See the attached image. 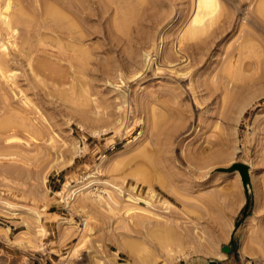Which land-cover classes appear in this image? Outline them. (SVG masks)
Returning <instances> with one entry per match:
<instances>
[{
  "label": "rangeland",
  "instance_id": "obj_1",
  "mask_svg": "<svg viewBox=\"0 0 264 264\" xmlns=\"http://www.w3.org/2000/svg\"><path fill=\"white\" fill-rule=\"evenodd\" d=\"M10 1L0 264L264 263V0H216L198 33L197 0H49L73 35Z\"/></svg>",
  "mask_w": 264,
  "mask_h": 264
},
{
  "label": "bare ground",
  "instance_id": "obj_2",
  "mask_svg": "<svg viewBox=\"0 0 264 264\" xmlns=\"http://www.w3.org/2000/svg\"><path fill=\"white\" fill-rule=\"evenodd\" d=\"M18 1H20V0H18ZM41 2H43L42 3V7H41V12H43V14H44V17H46V16H48V17H50L51 18V20L52 21H54V25L52 26V27H54V29L55 30H58V31H60V32H63V33H66V34H69V33H71L70 35H73L74 33L72 32L73 30H75V25H74V22L76 21H71V22H73V24H71V22H69V21H67L68 19H69V17H66L69 13H67V11H66V13H64L65 11L64 10H61V8H59L57 5L58 4H54V2H53V4L52 3H49L48 1L49 0H40ZM53 1V0H52ZM64 2V4L66 5V6H72V1L73 0H57V2ZM78 1V0H77ZM82 1H84V0H82ZM86 1L87 0H85V4H86ZM91 1V0H90ZM99 1V0H98ZM1 2V1H0ZM14 2V1H13ZM13 2H11L10 0H6V2H5V4H4V6H2V7H0V52H3V54H1L0 53V80H2L3 82H4V84L5 85H7V86H9V87H14L15 86V82H14V80H13V78H14V73L12 72V74H8L7 72H9L6 68H7V66H8V62L10 61L9 60V57H7V56H9L8 54H6V53H8V48H7V44L5 43V41L7 42V43H9L10 45H11V49L13 48L14 49V47L16 46V44H14L15 42L17 43V41H15V42H13V39L12 38H14V36H15V33H16V31L18 30V26L20 25V24H22L23 25V23H29V22H27L29 19H27L26 18V14H25V11L22 9V7H20V5L19 4H17L18 2H16V3H14L13 4ZM50 2H51V0H50ZM60 2V3H61ZM89 2V1H88ZM81 3V2H80ZM84 3H83V6H81V7H84L85 5H84ZM94 3V2H93ZM100 3V2H99ZM250 3V2H249ZM21 4H23L22 2H21ZM26 4H27V2H26ZM39 4V3H38ZM73 4H75V3H73ZM82 4V3H81ZM90 4V3H89ZM35 5H36V3H35ZM62 5V4H61ZM80 5V4H79ZM78 5V6H79ZM88 5V4H87ZM86 5V6H87ZM102 5V4H101ZM109 5H110V3H109ZM217 2H216V0H197L196 1V7H195V11H194V13H193V16H192V19L190 20V23H188L189 24V26H192L191 28H196L195 30H199V31H195V30H193V29H191L190 27H188L187 26V28H190V30L189 29H187V30H189V33H190V31L192 30L193 32L195 31V32H201V31H204L207 27H209L208 25H210L211 26V22L213 23V21H216L217 19H215V18H212L213 16H214V13H215V11L216 10H218V8H217ZM1 6V5H0ZM22 6V5H21ZM34 6V5H33ZM100 6V5H99ZM24 7V6H23ZM103 7V6H102ZM9 8H11L12 10L10 11H8V9ZM25 8H27V7H25ZM34 8V7H33ZM43 8V9H42ZM69 8V7H68ZM71 8V7H70ZM74 8H75V6H74ZM87 8V7H86ZM104 8V7H103ZM28 9V8H27ZM37 9H38V6H37ZM64 9V8H63ZM73 9V8H72ZM76 9V8H75ZM78 9V8H77ZM76 9V10H77ZM84 9V8H83ZM87 9H89V8H87ZM96 9V8H95ZM105 9V8H104ZM26 10V9H25ZM36 10V9H35ZM43 10V11H42ZM85 10V9H84ZM98 10V9H97ZM102 10V9H101ZM37 11V10H36ZM40 11V10H39ZM64 11V12H63ZM69 11V10H68ZM90 11H93L94 12V10H90ZM104 11V10H103ZM106 11H107V9L104 11L105 13H106ZM220 11V10H219ZM72 12V11H71ZM70 12V13H71ZM74 12V11H73ZM29 13V12H28ZM32 13V12H31ZM82 13V12H81ZM92 13V12H91ZM104 13V14H105ZM42 14V13H41ZM42 14V15H43ZM66 14V15H65ZM71 14H73V13H71ZM89 14H90V12H89ZM101 14V13H100ZM33 15V14H32ZM34 15L35 16H33V17H36V13H34ZM46 15V16H45ZM70 15V14H69ZM74 15V14H73ZM73 15H71L70 17L73 19V18H75L76 17V13H75V17L73 16ZM88 15V14H87ZM91 15V14H90ZM73 16V17H72ZM79 16V15H78ZM101 16V15H100ZM221 16V15H220ZM226 16V15H225ZM43 17V16H42ZM41 17V18H42ZM47 17V18H48ZM85 17V16H84ZM89 17V16H88ZM93 17V16H92ZM95 17V16H94ZM207 17V18H206ZM68 18V19H67ZM77 18H79V17H77ZM209 18V20H207V21H205L206 19H208ZM25 19H27V21L25 20ZM35 19V18H34ZM38 18L36 17V19L35 20H37ZM66 19V23H69V24H67V25H63V24H61L64 20ZM83 19V18H82ZM31 20V19H30ZM78 20V19H77ZM79 20H81V18H79ZM84 20V19H83ZM82 20V21H83ZM88 20V19H87ZM49 21V20H48ZM81 21V22H82ZM38 22H39V20H38ZM42 22V21H41ZM78 22H80V21H77V23ZM80 22V23H81ZM84 22H86V21H84ZM31 23V22H30ZM40 23V22H39ZM44 23V22H43ZM51 23V22H50ZM65 23V22H64ZM76 23V22H75ZM205 23V25H203ZM210 23V24H209ZM85 24V23H84ZM83 24V25H84ZM203 25V26H206V28H203V27H201V28H203L204 30H202L201 28L199 29L198 27L200 26V25ZM80 25H82V24H80ZM199 25V26H198ZM201 25V26H202ZM28 26H29V24H28ZM38 26H39V24H38ZM50 26V25H49ZM18 27V28H17ZM26 27V26H25ZM43 27V31H44V26H42ZM83 27V26H82ZM21 28V27H20ZM29 28V27H28ZM40 28V27H39ZM38 28V29H39ZM78 28V27H77ZM86 28V27H85ZM22 29H24L23 27H22ZM21 29V30H22ZM46 29H47V27H46ZM51 29H53V28H51ZM88 29H89V27H88ZM36 30H37V28H36ZM35 30V31H36ZM39 30H41L42 31V29H39ZM78 30V29H77ZM85 30V29H84ZM186 30V31H187ZM30 31V30H29ZM28 31V32H29ZM47 31V30H46ZM52 31V30H51ZM82 31L83 30H81V33H80V35L78 34V36H83V34H85V33H83L82 34ZM90 31V30H89ZM192 31H191V34L193 35L194 33H192ZM75 32V31H74ZM79 32H80V30H79ZM78 32V33H79ZM93 32H95V31H93ZM21 33V32H20ZM31 33V32H30ZM39 33V32H38ZM37 33V34H38ZM46 33V32H45ZM51 34L53 33V32H50ZM76 33H77V31H76ZM185 33V32H184ZM197 33H195V34H197ZM28 34V33H27ZM32 34V33H31ZM30 34V35H31ZM48 34H49V32H48ZM50 34V35H51ZM186 34H188V33H185V34H182L183 36H184V38H183V36L182 37H180L178 40H177V46H178V50L176 49V50H172V48H171V50H172V52H170V51H168L167 49H166V51H165V53H166V58H167V60L169 59V58H172L173 59V57L174 56H176V54H177V52H179V54H180V52H182L180 49H181V44H182V42H183V40H185V36H186ZM194 34V35H195ZM16 35H17V33H16ZM33 35V37H34V34H32ZM40 35H42V34H40ZM45 35V34H44ZM65 35V34H64ZM193 35V36H194ZM17 36H19V35H17ZM37 36V35H36ZM49 36V35H48ZM53 36H54V34H53ZM58 36H60V35H57L56 34V37H58ZM20 37V36H19ZM18 37V38H19ZM44 36H42V38H43ZM46 35H45V39H46ZM60 37H62V36H60ZM70 37H72V36H70ZM69 37V38H70ZM190 37V36H189ZM43 38V39H44ZM51 39H52V37H50ZM49 37L47 38L48 40L50 39ZM63 38V37H62ZM82 38V37H81ZM183 40H182V39ZM188 38V37H187ZM191 38V37H190ZM190 38H188V39H190ZM193 38V37H192ZM15 39V38H14ZM39 39H41L40 37H39ZM57 39V38H56ZM80 39V38H79ZM4 40V41H3ZM17 40V39H16ZM23 40V39H22ZM64 40V42H65V39L63 38L62 39V41ZM70 40V39H69ZM19 41V40H18ZM46 41V40H45ZM53 41V40H52ZM56 41V40H55ZM59 41V40H58ZM58 41H57V43H58ZM68 41V40H67ZM67 41L65 42V43H67ZM77 41L78 40H76V43H75V45H77ZM80 41V40H79ZM36 42V41H35ZM69 42H72V41H69ZM68 42V43H69ZM19 43H21V42H19ZM19 43H18V45H19ZM67 43V44H68ZM79 43V42H78ZM73 44H74V42H73ZM73 44H71L72 46H73ZM82 44H84V43H82ZM56 45H58V44H56ZM69 45V44H68ZM67 45V46H68ZM70 45V47H72ZM75 45L73 46L74 48H75ZM79 45V44H78ZM20 46V45H19ZM19 46H18V48H19ZM59 46V45H58ZM166 46V45H165ZM185 46V45H184ZM69 47V46H68ZM69 47V48H70ZM79 47V46H78ZM169 47V46H168ZM167 47V48H168ZM16 48V47H15ZM8 50L7 52H5V50ZM10 49V50H11ZM72 50H74V49H72ZM32 51V50H31ZM69 51V50H68ZM163 51V50H162ZM37 52V51H36ZM43 52V51H42ZM73 52V51H72ZM71 52V53H72ZM77 52V51H76ZM39 54L41 53V52H38ZM46 53H48V52H46ZM61 53V52H60ZM164 53V54H165ZM14 54V53H13ZM158 54V53H157ZM17 55V54H16ZM31 55V54H30ZM44 55V54H43ZM71 55V54H70ZM77 55V54H76ZM172 55H173V57H172ZM18 56H19V54H18ZM35 56H36V53H35ZM39 56V55H38ZM37 56V57H38ZM66 57H68L67 55H65ZM80 56V55H79ZM165 56V55H164ZM29 57V59L31 58V56H28ZM45 57L46 56H43V58L45 59ZM40 58H41V56H40ZM39 58V59H40ZM47 58V60H48V57H46ZM70 58V57H69ZM76 58V57H75ZM23 59V58H22ZM25 59V58H24ZM36 58H34L33 60H35ZM43 59V60H44ZM50 59V58H49ZM62 59V58H61ZM72 59H73V57H72ZM71 59V60H72ZM187 59V58H186ZM13 60V59H12ZM19 60V59H18ZM37 60V59H36ZM70 60V59H69ZM150 60V59H149ZM32 61V60H31ZM38 61V60H37ZM42 60H40V62H41ZM49 62L51 61L52 62V60H48ZM48 61H46L45 63L47 64V62ZM74 61V60H73ZM163 61H166V60H164L163 59ZM170 61V60H169ZM173 61V60H172ZM171 61V62H172ZM58 62V61H57ZM68 62V61H67ZM66 62V63H67ZM150 62V61H149ZM168 62V61H167ZM14 63V62H13ZM45 63L43 64V65H45ZM53 63V65H54V62H52ZM51 63V64H52ZM73 63V62H72ZM71 63V64H72ZM31 64H33V63H31ZM63 64V63H62ZM35 65V64H34ZM38 65V68L41 66L40 64H37ZM40 65V66H39ZM36 66V65H35ZM49 66V65H48ZM52 66V65H51ZM55 66V65H54ZM53 66V70L55 71V67ZM6 67V68H5ZM32 67H34V66H32ZM42 67V66H41ZM60 67V66H59ZM58 67V69H60V68H62V67H60L59 68ZM66 67V66H65ZM35 69H36V67H35ZM42 69V68H41ZM45 69V68H44ZM43 69V72H46L47 70H48V68L46 69V71ZM64 69V68H63ZM67 69V68H66ZM66 69H65V71H66ZM10 70V69H9ZM38 70V69H37ZM36 70V71H37ZM50 70V69H49ZM50 71V74H51V72H54V71ZM72 70H73V68H72ZM11 71V70H10ZM40 71V68H39V70H38V72ZM37 72V73H38ZM41 72V71H40ZM39 72V73H40ZM72 73L74 72V70L73 71H71ZM55 73H56V71H55ZM62 73H64V72H62ZM62 73H61V71H60V77L62 78L63 77V75H62ZM68 73H70V72H68ZM44 74L45 73H43V76H44ZM57 74V73H56ZM40 75V74H39ZM49 75V74H48ZM53 75H55V74H53ZM30 77V76H29ZM46 77V76H45ZM64 78V77H63ZM35 79H37V78H35ZM58 80L60 79V78H57ZM65 79H66V77H65ZM54 80H56V79H54ZM26 81V80H25ZM34 81V80H33ZM43 81V80H42ZM52 81V80H51ZM65 81H67V80H65ZM70 81V80H69ZM1 82V81H0ZM2 83V82H1ZM31 83V82H30ZM39 83V82H38ZM57 83V82H56ZM62 83H64V82H62ZM86 84V81H84L83 82V84ZM17 84V83H16ZM55 84V83H54ZM59 84H60V81L57 83V85L59 86ZM1 85V84H0ZM36 85V84H35ZM48 86V85H47ZM83 86V85H82ZM35 87V86H34ZM15 88V87H14ZM17 88V87H16ZM35 88H37V87H35ZM61 88V87H60ZM2 89V88H1ZM48 90V89H47ZM21 91V90H20ZM62 91H64L63 89H62ZM13 92H14V90H13ZM5 93H6V91H5ZM85 93V92H84ZM23 94V93H22ZM45 94V93H44ZM17 95V94H16ZM21 95V94H20ZM25 96H27V95H25ZM25 96H23L24 98H25ZM27 99H29V98H27ZM27 99H25V101L27 100ZM24 100V99H23ZM58 100V99H57ZM21 102V101H20ZM29 102H31V103H33L31 100H29ZM23 103V102H22ZM24 103H26V102H24ZM24 103H23V106H26V105H24ZM8 105V104H7ZM28 106V105H27ZM34 106V105H33ZM25 108V107H24ZM28 108V107H27ZM26 108V109H27ZM32 109V108H31ZM24 111V110H23ZM27 111V110H26ZM32 111V110H31ZM28 112V111H27ZM29 113V112H28ZM25 123V121H21V123ZM19 123V122H18ZM3 124V123H2ZM1 124V125H2ZM5 124V123H4ZM3 124V125H4ZM12 125H13V123H11ZM30 124V123H29ZM0 125V126H1ZM24 125H26V124H24ZM16 126V125H15ZM20 126H21V124H20ZM23 126V125H22ZM9 127V126H8ZM18 127H19V125H18ZM26 127V126H25ZM10 128V127H9ZM16 128V127H15ZM14 128V129H15ZM1 129V128H0ZM7 129V128H6ZM18 129V128H17ZM11 130V129H10ZM26 130V129H25ZM1 131V130H0ZM3 131V130H2ZM1 131V132H2ZM7 131H9V130H7ZM3 133H5L6 134V132H4L3 131ZM2 134V133H1ZM2 135H4V134H2ZM1 136V135H0ZM8 136V135H7ZM6 136V137H7ZM3 137V136H2ZM6 137H4V138H6ZM3 138V139H4ZM9 138H10V136H9ZM7 139V138H6ZM2 140V139H1ZM151 187V186H150ZM164 188V187H163ZM153 193V192H152ZM86 224V223H85ZM263 235V234H262ZM260 237V236H259ZM262 237H264V236H262ZM262 237H260V238H262ZM262 242L264 243V241H263V238H262ZM248 264H251V263H248ZM255 264H264V263H262V262H257V263H255Z\"/></svg>",
  "mask_w": 264,
  "mask_h": 264
},
{
  "label": "water",
  "instance_id": "obj_3",
  "mask_svg": "<svg viewBox=\"0 0 264 264\" xmlns=\"http://www.w3.org/2000/svg\"><path fill=\"white\" fill-rule=\"evenodd\" d=\"M240 173H241L242 178H243V183L246 184L247 183V172H246L245 167L240 166ZM209 264H217V263L211 261V262H209Z\"/></svg>",
  "mask_w": 264,
  "mask_h": 264
},
{
  "label": "crops",
  "instance_id": "obj_4",
  "mask_svg": "<svg viewBox=\"0 0 264 264\" xmlns=\"http://www.w3.org/2000/svg\"><path fill=\"white\" fill-rule=\"evenodd\" d=\"M47 259H48V257H47L46 255H44V256H41V257L39 258L38 262H39V264H41L42 261H43V262H46ZM192 264H197V263H192Z\"/></svg>",
  "mask_w": 264,
  "mask_h": 264
}]
</instances>
